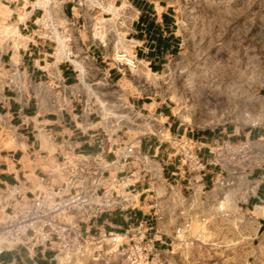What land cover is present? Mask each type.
<instances>
[{"label": "built area", "instance_id": "built-area-1", "mask_svg": "<svg viewBox=\"0 0 264 264\" xmlns=\"http://www.w3.org/2000/svg\"><path fill=\"white\" fill-rule=\"evenodd\" d=\"M65 1L35 0L34 9L41 14L34 20V42L52 44L53 63L69 64L80 84L84 74L74 64L72 49V30L77 25L72 17L63 15ZM69 1L76 9L84 8L98 18L90 31L100 45L105 46L110 35L116 39L121 37L119 32L110 30L114 25L124 26V6L111 0ZM6 32L12 50L25 47L27 40L20 33L11 27ZM111 62L130 72L138 73L140 69L139 61L125 49L115 51ZM53 76V80L60 81L59 74ZM24 80L27 76L15 69L7 79V86L19 91ZM82 114H96L104 125L116 120H139L135 111L119 113L105 105L94 108L85 101ZM159 124L149 134L156 141V149L166 151V161L144 153L136 142L111 149L105 148L100 140V151L112 153V159L101 154L88 159L68 152L61 156L56 169L39 178L41 188L35 192L25 193L18 183L6 186L0 192V255L20 247L31 257L37 249L54 244L63 258L96 259L105 247L111 246L123 256L126 264H163L161 247L166 245L162 239L163 228L157 230L148 222H176L171 243H186L190 222L205 198L206 178L211 176V181L213 176L222 178L228 168L236 174L251 159V147L246 142L217 139L208 148L209 158L203 160L196 153L202 147L192 136L171 134L163 123ZM105 136L107 139V134ZM209 166L217 167L218 173L211 172ZM47 178L59 183L49 184ZM215 183L218 181L212 185ZM112 215L122 222L135 223L121 232L97 229L92 233L82 228V224L111 222L102 217ZM198 218L204 221L199 213Z\"/></svg>", "mask_w": 264, "mask_h": 264}, {"label": "crops", "instance_id": "crops-1", "mask_svg": "<svg viewBox=\"0 0 264 264\" xmlns=\"http://www.w3.org/2000/svg\"><path fill=\"white\" fill-rule=\"evenodd\" d=\"M111 1L125 7V24L111 28V33L119 32L121 37L116 39L110 35L105 46L91 37L90 28L94 20L98 21L94 13L80 7L76 9L69 0L64 2L63 15L72 17L77 25L72 30V49L74 64L84 74V80L79 84L69 64L53 63L52 44L40 40L34 42V20L41 14L40 10L34 9L35 0H0V192L16 183L27 194L35 192L41 188L39 178L56 169L61 156L68 152L82 154L88 159L99 154L112 159V153L100 151V140L105 148L111 149L136 142L144 153L166 161V151L156 149V141L149 134L160 126L159 123H163L171 134L192 136L202 147L196 153L203 160L209 158L208 148L213 142L224 139L220 136L222 131L198 137L187 134V129H182L180 124L168 122L169 117L160 110L156 99L140 89L141 74L155 76L179 53L182 39L176 11L163 0ZM9 27L26 38L25 47L10 48L6 32ZM118 49L128 50L136 57L140 67L138 73L120 69L111 62L112 54ZM15 69L27 76L19 91L7 86V79ZM54 74L60 75V81L52 79ZM83 101L94 108L104 105L115 108L119 113L135 111L139 120H116L104 125L96 114H82ZM236 142L250 145L251 162L264 158V132L257 136L250 131L243 135L242 141ZM241 168L245 169L244 166ZM168 169L173 167L170 165ZM210 170L218 173L217 167ZM254 175L263 181H260L258 195L249 200L250 206L260 202L264 193V171L263 175L256 172ZM46 182L58 184L59 180L47 178ZM102 218L111 222L82 224V228L90 229L92 233L97 229L121 232L135 223L122 222L115 215ZM148 223L157 230L163 228L162 239L166 245L161 250L164 254L172 244L169 226L175 222ZM0 264L72 263L66 262L53 244L37 249L31 257L20 247L4 252L0 255Z\"/></svg>", "mask_w": 264, "mask_h": 264}, {"label": "rangeland", "instance_id": "rangeland-1", "mask_svg": "<svg viewBox=\"0 0 264 264\" xmlns=\"http://www.w3.org/2000/svg\"><path fill=\"white\" fill-rule=\"evenodd\" d=\"M163 1L178 15L182 44L162 72L141 74L142 92L156 99L168 122L195 137L222 131L220 136L238 143L250 131L263 135L264 0ZM250 162L236 174L228 168L222 178H206V195L190 222L189 239L174 242L163 264H264V193L260 202L249 205L263 181L254 172L263 175L264 158ZM65 260L126 264L111 246L96 259Z\"/></svg>", "mask_w": 264, "mask_h": 264}, {"label": "bare ground", "instance_id": "bare-ground-1", "mask_svg": "<svg viewBox=\"0 0 264 264\" xmlns=\"http://www.w3.org/2000/svg\"><path fill=\"white\" fill-rule=\"evenodd\" d=\"M262 209H263V208H262ZM262 209H261V210H262ZM263 213H264V211H262V214H263Z\"/></svg>", "mask_w": 264, "mask_h": 264}]
</instances>
